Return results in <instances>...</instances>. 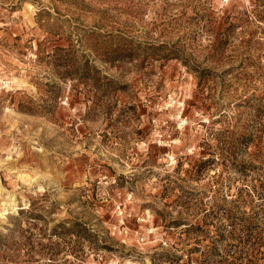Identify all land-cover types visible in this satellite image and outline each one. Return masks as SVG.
I'll return each instance as SVG.
<instances>
[{"label":"rangeland","instance_id":"rangeland-1","mask_svg":"<svg viewBox=\"0 0 264 264\" xmlns=\"http://www.w3.org/2000/svg\"><path fill=\"white\" fill-rule=\"evenodd\" d=\"M240 238L264 264V0H0V264Z\"/></svg>","mask_w":264,"mask_h":264},{"label":"trees","instance_id":"trees-1","mask_svg":"<svg viewBox=\"0 0 264 264\" xmlns=\"http://www.w3.org/2000/svg\"><path fill=\"white\" fill-rule=\"evenodd\" d=\"M242 136H244L242 134ZM204 165V162L200 161V162H196L194 167L195 170L200 169L202 166ZM252 239V238H251ZM251 239H244V238H240L239 241L242 242V247L237 251V252H232L231 259L226 263V264H254V255H252V253H254L255 249L253 246H251V244H253L254 246L257 245L256 244V240L251 241ZM248 241V242H245ZM250 243V251H248V246H246V244ZM254 249V250H253ZM244 253L243 257L242 256H236V254L238 253ZM244 259V262H242Z\"/></svg>","mask_w":264,"mask_h":264},{"label":"bare ground","instance_id":"bare-ground-1","mask_svg":"<svg viewBox=\"0 0 264 264\" xmlns=\"http://www.w3.org/2000/svg\"><path fill=\"white\" fill-rule=\"evenodd\" d=\"M5 213H6V211H3V212H2V214H5Z\"/></svg>","mask_w":264,"mask_h":264}]
</instances>
